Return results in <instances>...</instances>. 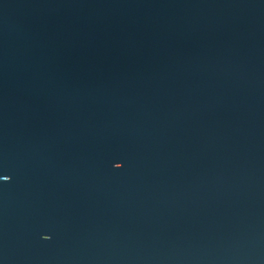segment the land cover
<instances>
[{
	"label": "water",
	"instance_id": "1",
	"mask_svg": "<svg viewBox=\"0 0 264 264\" xmlns=\"http://www.w3.org/2000/svg\"><path fill=\"white\" fill-rule=\"evenodd\" d=\"M0 264H264V0H0Z\"/></svg>",
	"mask_w": 264,
	"mask_h": 264
}]
</instances>
